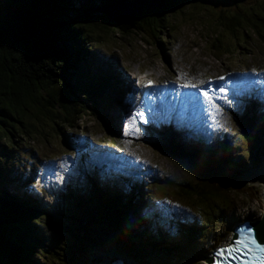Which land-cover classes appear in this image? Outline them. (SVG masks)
<instances>
[{"label": "rangeland", "instance_id": "1", "mask_svg": "<svg viewBox=\"0 0 264 264\" xmlns=\"http://www.w3.org/2000/svg\"><path fill=\"white\" fill-rule=\"evenodd\" d=\"M68 1L82 13L90 8L98 9L109 0ZM153 2L162 5L164 1ZM208 10L210 9L203 6L188 5L183 14L170 18L175 30L168 35L167 40L161 35L159 46L141 34L123 35L114 30L108 32L102 45L97 42L91 43L93 49H89L90 56L82 62L84 59L82 53L88 47L85 44L81 45L85 48L83 47V51L73 61L74 69L71 71V77L68 76L65 80L66 86L58 85V88H64L62 91L70 90L74 96L76 93L73 92V88L79 90L83 85V80L74 82L75 72L87 76L98 72L112 73L115 76L113 71L115 69H119L124 75L127 70L130 75L134 77L137 75L140 78L138 86L158 80L161 82L180 80L189 85H199L227 71L252 70L254 89L248 98L236 97L235 102H230L226 108L222 106L212 111L210 119L206 122L207 128L202 132L203 136L195 135L192 138L190 134H177L182 142L181 146L163 133L155 135V132L148 135L151 125L158 126L155 123L149 122L142 127L144 125L140 122L134 127V131L128 134L121 130V125L120 132L117 131L118 125L113 128L109 119L116 120V113L120 108V105H116L119 94L110 96L114 106L107 104V99L103 100L96 106V115L74 121L69 130L63 129L61 136L50 135L52 132L49 123L37 124L38 129H42L40 132L46 134V138L37 134L31 139H26L24 146L25 153L33 149L34 156L38 158V164L30 172L32 183L26 180L29 178L25 177V173L22 176L15 172L10 173L8 180L10 184L0 181L2 184L0 196L6 197V184L11 187L20 185L22 189H33L36 194L39 193L40 196L36 195L37 199L47 207L49 218H43L41 221L43 238L47 243L42 249L46 248L48 251L44 253L45 256L34 257L36 264L52 262L53 259L57 261L54 264H104V256L108 254H114L115 259L118 258L126 264H200L197 259L211 255L213 246L223 244L225 239L231 236L232 225L245 219L256 221L261 218L264 188L263 183L257 181L255 176L264 170V143L261 142L256 151L251 153L249 148L255 140L247 134L237 118L261 116L264 121V45L251 36L246 39L244 47L239 52L215 59L209 43L211 36L220 29L215 21L216 13ZM83 63L85 67H82ZM124 96L123 98H130L132 93L128 92ZM251 105L254 106L252 112ZM229 111L234 115L231 116ZM157 130L159 129L156 128ZM72 135L74 137H71ZM157 135H162V138ZM150 137L154 139H149ZM84 140L96 144V148L101 151L109 149L115 152L119 148L124 156L130 159V166H135L128 174L132 176L130 182L151 188V185H155L163 198L170 203L169 219L175 221L184 219L188 224H194L195 220L203 223L209 220L206 212L216 210L217 207H224L225 210L217 215V221L211 224L210 232L206 233L203 240L193 242L190 251L178 250L160 257L148 250L134 249L128 253L126 242H134L130 236L132 222L130 220L123 222L125 226L122 233H114V229L109 226L95 222L97 218L95 205L81 204L87 200L82 191L85 190L86 184L91 183L96 169L91 163L93 159L88 160L87 153L83 151ZM223 140L228 141V147L231 152H235L232 156L237 158L236 160L228 159L226 155L211 157V162L197 158L195 149L219 148V143ZM82 154H86L87 159H83ZM126 157L123 158L125 162ZM30 158L33 159V156ZM25 159L22 156L20 160L24 162ZM225 159L227 162L233 160L240 168L234 169L225 162ZM26 170L29 172L28 167ZM99 174L102 179L108 176V183H113L112 186L107 184L112 193L107 190L106 192L118 200L119 187L116 188L115 180L110 181L116 174L109 176L102 170ZM25 180L27 185H24ZM169 181L186 183L193 189L206 188L214 192L217 207H212L210 202L197 200L190 193L187 195L178 192ZM100 184V187L105 186L101 182ZM119 186L129 191L128 185ZM6 198L10 202L13 201L9 197ZM136 212L142 220L147 219L144 213L141 214L138 210ZM89 219L94 221L90 222ZM171 231L172 235L178 233L175 230Z\"/></svg>", "mask_w": 264, "mask_h": 264}, {"label": "trees", "instance_id": "2", "mask_svg": "<svg viewBox=\"0 0 264 264\" xmlns=\"http://www.w3.org/2000/svg\"><path fill=\"white\" fill-rule=\"evenodd\" d=\"M163 1L161 6L143 8L139 13L131 14L124 24L116 25L108 22L105 14L93 11L94 8L83 17L84 11L81 13L68 0H0V181L9 182L10 173L15 172L18 175L25 173V177L29 178L25 179L32 183L30 172L38 164V158L34 156L33 149L25 153L24 146L26 139L37 134L46 138L37 124L49 123L50 135L58 137L63 134L64 128L69 130L74 121L96 115L98 103L107 99V104H113L110 96L119 91V83L112 73L98 72L87 76L75 72V82L83 80L81 89L73 88L76 96L70 90L64 92L63 87L58 88V85H65L68 76L71 77L74 69L72 63L85 48L82 44L88 47L82 53V62L90 56L89 49H93L91 43L102 45L108 32L114 30L123 35L141 34L159 46L160 36L167 40L175 30L170 18L183 14L188 5H199L216 13L215 21L220 30L211 36L209 43L215 59L239 52L251 36L264 45V0ZM82 67H85L84 63ZM237 121L254 138L249 151L255 152L257 146L264 143L263 117L242 116ZM233 154L235 152L229 149L228 141L223 140L219 148L203 150L197 153V158L211 162V157L226 155L228 159L236 160ZM22 156L26 158L24 162L20 160ZM233 162L230 160L227 164L234 169L240 168ZM10 166H14L13 170ZM19 178L16 177L17 180ZM122 182L128 185L129 191L121 187L117 191L120 197L116 203L104 191L86 184L82 192L87 200L81 204L95 205V222L109 226L114 233H122L124 219L132 221L134 229H138L137 223H140L141 236L133 231L130 236L134 242L125 244L128 253L134 249L148 250L160 257L178 250L190 251L193 242L203 240L210 232L211 224L217 221V215L225 210L224 207H217L216 194L205 187L204 190L193 189L186 183L169 181L178 192L190 193L197 200L210 202L212 207H217L205 213L209 216L208 222L195 220L194 224H188L184 219L175 221L169 219L170 203L155 185H151L152 188L138 186L128 179H122ZM106 190L111 192L109 188ZM32 191L27 190L35 196L29 198L28 203H19L16 197L10 202L7 194L6 197L0 196V264H36L34 257L45 256L48 251L42 249L47 243L43 238L41 220L49 218V214L47 207L36 197L39 193ZM42 192L45 196L44 189ZM139 193L147 198L145 203ZM139 205L145 209L147 219L144 221H138L134 216ZM171 230L177 231V235H172ZM55 262L53 259L45 264Z\"/></svg>", "mask_w": 264, "mask_h": 264}, {"label": "bare ground", "instance_id": "3", "mask_svg": "<svg viewBox=\"0 0 264 264\" xmlns=\"http://www.w3.org/2000/svg\"><path fill=\"white\" fill-rule=\"evenodd\" d=\"M114 71V74H115V76H117L118 78H117V81L119 82V83H121L123 86H124V93H125V95L126 94H128V92H131L132 94L134 93V90H135V88L136 87H138V84L139 83H137V81L138 82H140V78L136 75L135 77L133 76V75H130L129 73H128V70L127 71H125V75H124V73H121V71H119V69H115V70H113ZM246 81L243 79L242 80V83H245ZM257 88V87H256ZM231 92H235V90L234 89H231ZM128 99H131V97L130 98H128ZM206 104V107H207V105H208V103H205ZM263 104V103H262ZM128 107H129V105H128ZM253 107L254 106H252L251 105V107H250V112H252V109H253ZM263 107V106H262ZM208 108V107H207ZM209 109V108H208ZM208 109L206 110V112L208 111ZM118 110V109H117ZM163 110V109H162ZM205 112V113H206ZM241 112V111H240ZM125 113H126V110H125V112L124 113H120L119 111H118V113H117V116H116V120H112V119H109V121H111V124H112V127L113 128H116V125H118V128H117V131H119V129H120V125H121V123L125 120ZM161 116L165 119V121L164 122H161L160 123V125H158L157 127H154V126H150V128H149V131H150V133L148 134V135H150L151 133H155V135L156 134H159V133H163L164 135H168V136H170L171 137V140L172 141H174V142H177V145H179V146H181L182 145V142H181V140H180V138L177 136V134H188V131H186V129H180V130H178L175 126H174V122L173 121H170V120H168L169 119V114H168V112L166 111V110H163V111H161ZM114 117V116H113ZM112 117V118H113ZM249 117H251L252 118V116H249ZM109 118V117H108ZM153 118V114L151 115V116H149V118H147V119H143V122H141L140 124H142V125H144V126H142V127H145L146 126V124H145V121L147 120H151ZM115 119V118H114ZM264 122V121H263ZM154 125V124H153ZM159 127V128H158ZM156 128L157 129H159V130H157L156 131ZM133 129V125H132V127H131V130ZM178 130V131H177ZM116 131V130H115ZM200 132L199 131H197L196 132V134H195V132H192V131H189V134H191V135H198ZM158 136V135H157ZM158 137H160V138H162V135H160V136H158ZM167 140H169V139H167ZM90 142V141H89ZM208 142V141H207ZM97 143V142H96ZM84 146H83V151H84V153H87L88 154V151H89V153L92 155V156H95L96 158H99V162H100V166L102 167V166H104L105 164H106V162L108 161V162H110L111 161V159L109 158V156H106V155H104V154H102V152L103 151H106V152H111V150H103V151H101V150H99V149H97L96 148V144H94V143H92V142H90V143H88L86 140H84L83 141V143H82ZM89 147V148H88ZM85 148V149H84ZM87 149V150H86ZM124 158V157H123ZM88 160H91L90 158H88ZM118 165H119V163H117ZM88 167H90V165H88ZM115 169H117V167L115 168ZM118 170V169H117ZM149 172V171H148ZM93 177L95 178L96 177V173H94V175H93ZM264 177V170H262V171H260L256 176H255V179L257 180V181H260V182H262L261 180H262V178ZM94 178L93 179H91V183H89L90 185H92V187L94 188ZM117 177H112V179L113 180H115ZM254 179V180H255ZM120 184H122L121 182H119ZM108 185H110V186H112L113 185V183L111 182L110 184L108 183ZM103 187V186H102ZM119 187V185H117V187L116 188H118ZM106 188H110L109 186L108 187H106ZM106 188H105V190H103V191H106ZM120 188V187H119ZM263 188H264V184H263ZM7 195H8V197L10 198V199H13V196H12V194L10 193V192H7ZM105 195H109V193L108 192H106L105 193ZM109 197H110V195H109ZM263 202H264V191H263ZM232 237V236H231ZM231 237H227V239H225V241H224V243L223 244H225ZM115 255L114 254H108V255H106V256H104V264H110V263H112L113 261H115V260H119L118 258H116L115 259V257H114ZM208 258H210V255H206L204 258H202V259H197L198 261L197 262H200V264H207L206 263V259H208ZM120 261V260H119Z\"/></svg>", "mask_w": 264, "mask_h": 264}, {"label": "water", "instance_id": "4", "mask_svg": "<svg viewBox=\"0 0 264 264\" xmlns=\"http://www.w3.org/2000/svg\"><path fill=\"white\" fill-rule=\"evenodd\" d=\"M153 6H161V4L155 3V2H153V0H135L134 2H126V1H122V0H113L107 4H104L102 7L98 8V9L97 8H94V9L96 11H99V12L105 14L108 22H110L112 24H116V25H122L126 22V20L128 19V17L131 14L139 13L140 11H142L143 8L148 9V8L153 7ZM90 10H92V9L90 8L87 11L83 12L82 16L86 17L88 15V12H90ZM262 183L264 184V177L262 178ZM260 221H264V205H263V209H262L261 218L259 220H256V221H252L251 225L256 223V222H260ZM254 234H255L257 241L264 242V228H261L258 225L254 229ZM118 262L125 264L124 262L119 261V260H115L110 264L118 263ZM209 262H210V259L209 258L206 259V263H209Z\"/></svg>", "mask_w": 264, "mask_h": 264}, {"label": "snow or ice", "instance_id": "5", "mask_svg": "<svg viewBox=\"0 0 264 264\" xmlns=\"http://www.w3.org/2000/svg\"><path fill=\"white\" fill-rule=\"evenodd\" d=\"M217 79H223V77H218ZM137 83H139L137 81ZM203 83V82H201ZM151 84V82H149V85ZM178 87H184V88H188V87H192L195 88L197 87V85H189V84H183V85H178ZM221 92H224L225 89L221 88L220 89ZM200 96L203 97L205 99V101H210V97L208 95L207 90L201 89L200 90ZM137 96L139 95L138 93L136 94ZM139 118L140 122H143V113L141 112H137L136 109H133V113L130 114L127 119L128 120H135ZM259 225V227L264 228V221H260V222H256L252 225L247 226L246 229L242 228L241 231H246L249 238H250V243L251 245L254 246V254L250 255V258L248 261L245 262V264H264V244H257L256 240L253 237V233H254V229ZM235 243L237 245H243L244 242H242L241 240L237 239L235 241ZM232 249L230 247L228 248H222V249H217L216 250V255L220 256L222 255L225 251H231ZM237 251L239 249H236Z\"/></svg>", "mask_w": 264, "mask_h": 264}]
</instances>
